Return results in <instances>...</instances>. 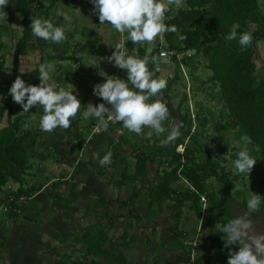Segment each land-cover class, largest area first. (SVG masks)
Segmentation results:
<instances>
[{
    "label": "crops",
    "instance_id": "obj_1",
    "mask_svg": "<svg viewBox=\"0 0 264 264\" xmlns=\"http://www.w3.org/2000/svg\"><path fill=\"white\" fill-rule=\"evenodd\" d=\"M44 1L46 0H41L43 7L42 10L44 9L47 12L39 13L38 11H36L34 13V17L50 19L55 25L63 27L67 35L66 41L61 44H55L50 41L38 39L34 35L31 37L25 36L26 34L23 30V12L21 10L17 11L11 19H8L7 17L8 22L0 23V31L2 29L4 30L5 28H8L12 33L10 34V36H4L3 38H1L0 33V57L2 58L0 59V61H2L3 63V67L0 69V85L10 88L17 76L27 74L30 71L34 70L38 66L41 57L45 56L48 58V65H50L49 70L57 80L58 84L64 87L66 90H71L74 86V94L77 95L81 104L84 106H82L80 113H78V115L71 120V127L69 129L61 130L57 128L51 133L38 131L37 127L39 125V117L43 114V109L41 107H33L30 110L31 112H23V114H21L23 115L25 122L27 121L29 116H37L36 126H30L28 128L32 132V136L31 141L26 149L27 157L32 164V169H29L30 173L28 175L26 174V183L28 187L31 185H35L37 186V188L36 192L27 200L25 204L26 207L15 217V219H13L12 217L0 218V232L2 231V229L5 230V232L0 234V245L2 244V241L7 240V246H0V264H60L62 263L63 258H67L66 263L71 264V262L74 261L73 258H77L78 260L77 255L80 256V254H83L86 250V245L82 242H79L81 234L88 226L94 225L93 222H88L87 224L83 226L81 225V227H79L80 224L76 219L73 218H86L89 217L90 213L94 211V213H96V215L94 214V216L100 217L102 211L106 208V203L103 204V202H106L110 199H113L115 201L126 200L132 195H137V192L138 190H140L141 185L142 189L139 196L135 198V202L136 200H139V202L141 203V207L145 210V212L143 213L145 215H148L149 217L150 211L148 210L150 208H148L147 206L146 199L150 193L149 188L155 185V181L157 179L155 178V171L158 167V163L147 162V173L145 177H141L135 180H125L127 179V175H130L134 172V154L139 151L137 148H141L145 145L146 150L152 149L155 143H161L162 136L156 137L154 135L149 139L145 135H137L134 132H129L123 127L122 123L120 122L117 125L109 124L106 131L96 132V128L98 126L97 119L95 117L89 118L87 120L83 118L84 107H86L89 102H91L93 105L103 102L99 97L93 94V86L98 83H103L105 80V76L102 75L111 76V78H121V74L124 70L118 67H114L110 62L102 60L100 59V57L111 55V52L114 49L107 44L114 46L117 42H123L124 36H122L121 34L118 35L119 33H114L115 30L111 31L113 36H110V30H112L111 25L105 24L101 25L100 27L97 26L96 23L99 22L98 15L93 11V5L91 4V7L88 1L83 2L82 6L85 9H83V11L81 12H76L74 6L68 3L69 0H56L54 3H52V0L51 2L46 1L47 3ZM61 3L64 5V11L71 17L70 22L66 23L62 17L55 16L53 13V10L57 7V5ZM17 13H19L20 17L22 18L18 17ZM205 13H208V11L206 10ZM13 30L21 31L23 33V35L20 36V39H17V36H15L14 34L15 31ZM101 30L102 32L99 33ZM102 33L104 34V36H99V34L101 35ZM21 39H26L25 45L28 46V51L18 56L15 75L14 69H12V65L14 62L16 46ZM258 41L264 42V40L259 39L255 43L259 55V59L255 60L257 69H259L260 66H264V46L262 48L257 47ZM155 45L153 46V48L155 47ZM66 46H69V52L65 48ZM139 48H143V46L132 44L131 41H126V49L130 55L140 58ZM135 49L138 56H136ZM144 50L145 54L143 56L152 57L156 53L155 52L153 54L152 49V51L150 52V56V54H147L146 52V46ZM192 53L193 51L188 50V52H186V55ZM178 55L179 58H181L182 54ZM151 64L152 63L149 64V68L151 71H153L154 78H171L172 72L170 70L162 69L161 71L157 72L154 70V65L152 68ZM180 68L182 69V71H187V68L184 65H180ZM200 69L201 67H199L194 72V74L197 76V78L193 80V85L195 86L204 82V80H200L199 78L200 72L198 71H200ZM187 73L188 71L186 72V74ZM175 76L176 75L172 76L173 79L176 78ZM190 82L192 83V81ZM197 87L201 89L200 85H198ZM188 90L190 93L191 85L188 86ZM195 94H197V92ZM162 95L167 103V106L169 107L170 118L172 122L171 126L173 127L174 125L179 123L178 116L179 113L182 112V110L179 111L180 106H177L175 109L174 106H172L173 104L178 105V102L175 101L172 93H169L165 89ZM1 98L2 96L0 95V105H2ZM170 98H172L173 100L172 104L170 103ZM4 99L5 101H3V104L5 102L11 105L13 107L11 111L13 112L15 102L13 101L12 97L8 96ZM187 100H189V98H187ZM188 105L190 106L191 104ZM18 108L22 110L21 105H19ZM183 110H185L184 107ZM189 112L193 122L195 120V114H193L194 111L189 108ZM175 117L177 118L175 119ZM6 118V112H4L0 117L1 125L6 124ZM201 128L202 127H200V130ZM144 130H146V132L149 131V129L147 128ZM191 130H193V128ZM181 132L183 133L182 129ZM209 132V130L208 132L207 130H203V132L200 133V136L206 134L208 138L210 137ZM135 135L138 136L137 139L135 138ZM141 137L144 138V141L140 140ZM203 142L204 145L207 146L206 143H208V141L203 139ZM179 146L181 145H178V147ZM210 147L212 146H207L208 149ZM114 150H117L116 152L118 158L115 163L109 164L110 167H106V169L108 168V172H110L106 173L105 171H98V174L96 175L97 177L95 178L94 174L90 172V168H88V163L89 165H93V167L97 168V165H100L98 163V160L93 158V154L96 153L98 154L99 158H103V156L107 152L112 153ZM214 150H216V145L214 146ZM216 152V155H214L213 152L210 151L213 156H217L218 151L216 150ZM80 156H84V160L78 159ZM131 158H133V164L129 165L128 160H130ZM225 158L228 159L229 156L225 155ZM227 166L228 169H231V171L233 172L232 168H234V166L232 165L231 161L227 162ZM48 170L50 171V174L47 175ZM111 170L113 171L111 172ZM120 183H122L121 186L119 185ZM262 183L263 184L260 186V193L258 194L260 196L263 195L264 180H262ZM9 187L11 186L6 185L4 188L7 189ZM173 187L178 190H182L176 183L173 184ZM16 188L17 187H12V189ZM50 188L53 191L50 190ZM219 189L222 190L223 186H220ZM125 191L127 193V196L121 198L119 195ZM235 192L237 193L238 197L234 195V192L231 193V197L227 203L229 213L226 212L224 214V216L230 217L228 218L229 221L236 215H239L243 211L247 210V203L239 201V198L242 196L241 192L237 189H235ZM106 193L108 194L107 198L104 197L106 196ZM1 194L2 192H0V195ZM83 199L91 201L97 200L99 201L97 206H100V204L102 203L103 207L99 211H97V206L92 207L87 212L84 209L83 213H80L79 210H74L73 208H71V205H74L76 208L79 207V200L82 201ZM168 204H170L168 210L169 213L167 212L166 217L164 216V213L167 209ZM185 204L186 205L183 207V211L190 210L187 205L189 204V202L185 201ZM157 207L158 203L155 205V209ZM162 207L163 210L157 214L152 209L156 216V218L153 219H162V222L165 221L166 223H168V215L171 214V202H164ZM125 209L126 213H121L120 218H124L127 221L125 224V229L130 228L131 230L133 224L132 226L128 227L127 223L129 219L125 217V215H129L127 213V207ZM107 213L108 216L111 217L109 215V212ZM215 213H218V211ZM254 214H256V212H253L252 216ZM24 215H29L30 224H28V226H32V228H34V226L37 227V225L34 224L38 223L39 227L41 226V224H44L45 226H53L50 227L52 235L50 234V231H45V234L51 240H54L50 247L47 246V248H44V256L46 254H49V259L39 258L37 255L35 256L31 252H28L25 249V245L18 246L17 240L19 239V236L16 226L17 223H19L20 218ZM117 215H119V213H117ZM152 217H154V214L152 215ZM142 219V214H138L137 221H139L140 223ZM109 221L112 222V219L110 218ZM228 222L226 221V224ZM13 225L15 226L13 227ZM66 225L68 226V229H64V226ZM21 226L22 225H20V227ZM107 226L109 225L107 224ZM214 226L215 224L213 223L212 227L214 228ZM22 227L26 228V226ZM22 227L21 229H23ZM175 227L177 228V232L180 233L178 247L176 246L172 248L173 241L169 239L171 237L169 229L164 234L165 236L164 238H162L163 240L161 239V246H165L166 249H161L159 245L160 249L167 255V258H165L166 262L168 260L175 261V259H177V257L186 250L183 245L181 247V234L186 231L184 229L179 230L177 224L175 225ZM154 228L155 227H152V230ZM256 228L258 231H264V225L261 226L260 224H256ZM104 229L107 234V230L105 227ZM125 229H123V231L126 233ZM152 230L149 233L152 234ZM213 230L216 231L215 229ZM205 232V236L203 234L204 240L207 243L205 249H208V251L206 250L204 255L200 254V245L203 241V237H201L198 249L201 262L203 264H227L228 252L217 254L216 257L213 256V253H215L216 251L212 249L214 245L211 247V243L218 237H215L210 242L209 238L211 235L208 234L206 230ZM31 233L32 232H29V236H31ZM127 234L128 236L126 235V243H122V246H119L118 251H121L126 256L128 264H147V257L151 254V252H148V250L145 254V250L147 244H150V239L148 237L145 238L146 241L142 244L136 239V237L134 241H130L129 239H127L130 238V233ZM63 235L69 237V240L74 244V247H71L68 252H58L57 249L55 251L51 247L60 246L65 239ZM27 237L28 234L22 238ZM118 239L120 238L118 237ZM133 242H135L136 244L134 248L132 247ZM113 243L117 244V240ZM128 243H130L131 246H127ZM141 245V248L144 249L143 255L139 251L140 248H138ZM179 246L181 247V249ZM122 247L128 249L129 255H126V251ZM28 248L29 246H27V249ZM182 248L184 249L183 251ZM233 250H236V248H234ZM170 252H172L173 256H171ZM136 253H138L137 256L141 257H137ZM166 262H164L163 264H165Z\"/></svg>",
    "mask_w": 264,
    "mask_h": 264
},
{
    "label": "trees",
    "instance_id": "obj_2",
    "mask_svg": "<svg viewBox=\"0 0 264 264\" xmlns=\"http://www.w3.org/2000/svg\"><path fill=\"white\" fill-rule=\"evenodd\" d=\"M55 1L52 0V3ZM42 8L41 0H9V4L4 10L8 14V19H11L17 11L21 10L23 12L25 36L31 37L33 36V34H30L32 33L31 18L36 11L39 13L47 12ZM206 10L208 13H205ZM173 12L174 14L172 12L167 14L165 23L176 25L179 34L184 35L186 39L180 41L177 39V33H165L162 41L157 40L153 48V54L156 53L155 55L152 54V57L157 58L158 52L162 48L175 50V55L172 54L166 63L173 62L179 68L180 65H184L192 84H194L193 80L197 78L194 72L199 67L204 66L211 70L212 76L210 79L215 85L218 84L219 98L223 101L220 111L226 112L227 115V119L221 125V130L226 134L222 133L216 136V132L220 130L212 127L214 133L210 137L215 141L216 150L219 153L218 156H213L207 146L201 144L198 140L200 133L208 129L206 126L209 118L203 115V111H201L204 108H196L195 118L202 121L201 130L196 131L188 107L184 110V113L180 112L178 116V122L184 126L182 135L168 145L155 143L154 147L149 150H146L145 145L137 148L139 151L134 154V172L127 175L125 180L145 177L147 162H157L158 167L155 171V178L158 179V183L149 188L150 193L146 199L148 208L153 209L157 214L163 210V203L170 201V215L178 222L183 214L185 201H188V208L195 216L200 218L207 214L209 223L213 224L221 218L226 224L224 214L228 212L227 203L232 193V180H238L243 176L234 174L231 169L227 170V162L231 161L234 166V161L237 158L236 154L245 148L231 143L229 139L230 130H234L232 137L241 144H243L241 141L242 136L247 135L250 137L251 143L249 145L256 147L257 162H260V165L264 168V74L257 73L256 75L258 69L255 61L259 59L255 43L259 39L264 40V11L259 6V0H184V6L179 10H175L173 7ZM233 22H239L240 24V28L237 30L238 36L244 32H249L253 37V43L244 50H241L238 39L231 42L224 39ZM25 42L26 39H21L16 46L12 65L15 75L18 56L28 51ZM144 49V47L139 48L140 58L145 54ZM188 50L193 51V53L186 55ZM178 54H182L181 58ZM0 59L2 58L0 57ZM41 63L48 64V58L42 56L34 70L20 76L26 84H39L38 69ZM2 67L3 63L0 61V69ZM151 67L153 68V63ZM175 77V79H178L179 74ZM121 79H127L126 70L122 72ZM8 90L9 88L0 85V95L2 96L0 117L4 112L7 116L6 124H0V169L2 170H0V192H2L0 203L6 202L10 195L14 198L24 196L26 201L23 204L11 203L12 208H19L21 212L26 207L27 200L36 192L37 188L35 185L28 187L26 183V174L28 175L32 169V164L26 154L32 132L29 129L25 130L23 115L15 116L11 111L12 106L5 102L3 104L5 97H11ZM191 91L193 92L192 88ZM183 99H187L185 93ZM197 105L198 102L195 101V107ZM163 123L164 127L170 131L172 128L170 115ZM109 124L113 125V123ZM114 124L117 125L119 122ZM192 128L193 130H191ZM38 131L41 130L38 128ZM14 134H16L15 139H13ZM167 134L165 132L161 139H164ZM178 145L183 147L182 152L177 151ZM116 151L112 152L111 164L115 163L118 158ZM225 155H228L229 158L226 159ZM212 178L223 183V189L219 194L214 191L212 181L208 182ZM9 179L18 184L16 189L4 188ZM178 180H185L190 187L185 190L174 188L173 184ZM119 185L121 186L122 183ZM141 189L142 185L137 195L118 201L122 206L127 207L129 217L136 210L134 207L135 198L139 196ZM201 196L206 199L204 207ZM103 203H106V218L110 219L111 217L107 213L108 207L115 203V200L110 199ZM157 203L158 207L155 209ZM215 210L218 213H215ZM20 212H15L12 209L5 216L15 219ZM112 224L113 222L108 221L109 226ZM127 225L130 227L132 223L128 220ZM169 231L171 234L169 239L173 242L179 241L180 233L177 232V228L171 226ZM125 235L128 236L123 231L119 236L121 240L123 239V244L126 243ZM184 237H189V235L183 232L181 238ZM80 239L86 245V250L79 256L76 263L128 264L126 256L121 251H113L106 245L107 241L113 243L116 240L113 237H107L106 232L101 227L88 226L84 229ZM182 245L183 241L181 240V247ZM211 247L216 252L220 251V248H217L215 244V239L212 241ZM198 249L199 247H197V255L193 262L190 261L188 251L185 250L175 261L168 260L165 261V264H203ZM82 258L86 261L83 262Z\"/></svg>",
    "mask_w": 264,
    "mask_h": 264
},
{
    "label": "clouds",
    "instance_id": "obj_3",
    "mask_svg": "<svg viewBox=\"0 0 264 264\" xmlns=\"http://www.w3.org/2000/svg\"><path fill=\"white\" fill-rule=\"evenodd\" d=\"M90 2L93 11L98 15L99 24L111 25L117 33L124 36L123 42H117L114 46L107 44L114 50L111 55L100 59L126 70L127 79L102 75L105 76V80L93 86V94L103 102L96 105L89 102L84 107L83 118L97 119L96 132L106 131L109 123L120 122L129 132L143 134L149 139L154 135L160 137L167 132L161 144L173 143L182 135L181 129L184 126L177 123L170 131L164 127L163 122L170 115L169 107L162 95L168 82L164 78H154L149 64L156 60L155 57L137 58L130 55L126 49V41H131L135 45L154 46L158 39L161 41L164 39L165 33H177V39L180 41L186 39L184 35L179 34L176 25L165 23L167 14L170 12L174 14L173 7L175 10L182 8L184 0H90ZM8 4L9 0H0V23L8 22V14L4 10ZM53 13L62 17L66 23L71 20L62 3L57 5ZM17 16L20 17V14L17 13ZM30 27L32 34L44 41L61 44L67 39L65 29L55 25L50 19L32 16ZM239 28V22H233L224 39L229 42L238 39L241 50H244L253 43V37L249 32L238 36ZM49 69L50 65L41 63L38 69L39 84H26L17 76L8 91L13 101L21 105L24 113L31 112L33 107H41L43 114L39 117L38 126L41 131L51 133L57 128L69 129L71 120L80 113L84 105L74 94V86L71 90L60 86ZM36 121V115L29 116L23 125L25 130L30 126L35 127ZM146 128L149 131L145 133ZM241 141L245 145L251 143L247 135L242 136ZM236 155L234 174L249 176L257 159L250 155L246 147ZM111 156V152H107L103 158H99L96 153L93 154V158L97 159L101 166L111 164ZM261 203L262 197L254 194L247 200V210L236 215L223 227V233L226 235V239H223L224 247L228 249L227 264H264V232L257 231L252 219V213L260 210ZM199 237L200 235L197 237L198 241ZM232 245L237 246L236 250L230 247ZM192 259L195 260V253Z\"/></svg>",
    "mask_w": 264,
    "mask_h": 264
},
{
    "label": "rangeland",
    "instance_id": "obj_4",
    "mask_svg": "<svg viewBox=\"0 0 264 264\" xmlns=\"http://www.w3.org/2000/svg\"><path fill=\"white\" fill-rule=\"evenodd\" d=\"M46 1L51 2V0H46ZM46 1H44V2H46ZM85 1H88L89 5L92 7L90 0H69L68 3L71 4L72 6H74L76 12H81V11H83V9H85L82 6L83 2H85ZM259 6H260L261 10L264 11V0H259ZM69 11H70V9H69ZM96 24L99 27L101 26L99 24V22H97ZM13 31H15L14 34H15V36H17V39H20V36L23 35V33L21 31H16V30H13ZM111 31H114V29L112 28V30H110V36H113ZM101 32H102V30L99 33H101ZM0 33H1V38H3L4 36H10V34L12 32H10V30L8 28H5L4 30L2 29L0 31ZM114 33H117V32L115 31ZM118 35H120V34H118ZM99 36H104V34L103 33L101 35L99 34ZM145 46H146L147 54H150V52L153 49V45H150V44L143 45L144 48H145ZM263 46H264V42L258 41L257 47L262 48ZM68 47L69 46H66L65 48L69 52ZM135 53H136V56H138L136 49H135ZM150 56H151V54H150ZM143 57H145V56H143ZM162 69L163 70H170L172 72L171 78H166V80L168 82L166 91H168L169 93H172L174 96L173 98L175 99L176 102H178V105L177 104L172 105V106H174V109L177 106H180L179 111L182 110V113H184L183 107L185 109L189 107L194 111L193 114H195L196 108L199 109V108L203 107L204 109H201V111H203V115L208 116V118H209L207 126H206V127H208L207 132H208V130L210 131L209 135H212L214 133L212 127L219 128V130H220L219 132H216V134H215L216 136H219V134H222V133L226 134L224 131L221 130V125L227 119V115H226V112L220 111L223 101L221 100V98H219L220 96L218 94V89H219L218 84L215 85L214 82H212L210 79L212 76L211 70L202 66L200 71H198V72H200L199 73L200 80H204V82L201 84H197L195 86L190 82L189 74L188 73L186 74L187 71H185V70L182 71V69L179 68V66H177L175 63H173V62L166 63L162 66ZM257 73L258 74H260V73L264 74V66H260L256 72V75H257ZM177 74H179V78L177 80L173 79L172 76L177 75ZM189 85H191V88L193 89V92H192L193 95H192L191 91L189 93V90H188ZM198 85H200L201 89L199 87H197ZM196 92H197V94H195ZM184 93L187 94L186 96H187V98H189V100L182 99ZM181 95H182V97H181ZM172 101H173L172 98H170L171 104H172ZM195 101H197L198 104H200V105H197V107H195ZM188 104H191V105L189 106ZM18 107H19V105L14 103V111H13L14 113L13 114L15 116L23 114V111L21 109H19ZM176 118L177 117H175V119ZM201 124H202V121H198L195 118L194 125H195L196 131H198V130L200 131ZM144 132H146V130H144ZM229 134H230L229 139H230L232 144L238 145L241 147H246L247 150L249 151L250 155L257 159L256 147H253L249 144H247V145H245L244 143L241 144L240 142L235 140L232 137V135L234 134V130H230ZM141 135H143V134H141ZM135 138L137 139L138 136L135 135ZM203 139L208 141V143H206V145L207 146L211 145L212 147H210L209 149L211 152H213L214 155H216L217 152H216V150H214L215 141H213L212 138H210V137L207 138L206 134L203 135ZM203 139H202V136H198L199 142L204 145ZM140 140L144 141V138L141 137ZM223 141H225V139H223ZM218 155H219V153L217 154V156ZM78 159L84 160V156L83 157L80 156ZM128 161H129V165L133 164V158H131ZM97 166H98V168L93 167V165H89V163H88V168H90V172L92 174H94L95 178L97 177L96 175L98 174V171H105L106 173L110 172V171L108 172V168L106 169V167H110V165H104V166L97 165ZM227 170H230V169L227 168ZM232 170H233V173H235V168H232ZM253 170H254L253 173L249 174V176H247L245 174L242 177H240V179H238V180H232L231 192H234V195H236L238 197L237 193L235 192V189L239 190L241 192V195H242L241 197L239 196L240 197L239 201H241V202L247 203V200L250 199L253 196V194H259L260 193V186L263 184L262 180H264V168H263V166L260 165V162H256ZM112 171L113 170H111V172ZM48 174H50L49 170L47 172V175ZM229 178H231V177L229 176ZM211 181L213 183L212 187H213L214 191L216 192V194H219L221 192L219 187L223 186V183H221L220 181H217L213 178H212V180L210 179L208 182L210 183ZM157 183H158V179H156L155 185H157ZM176 184H178L179 188L182 190H185L187 187H189V184L183 180H178L176 182ZM6 185L11 186V188L18 186V184L14 183L11 179L8 180ZM50 190H52V189L50 188ZM84 193H85V191H84ZM119 196L121 198L126 197L127 196L126 191L122 192ZM104 197L107 198L108 194L106 193V196H104ZM98 202L99 201H97V200L91 201V200L83 199L82 201L79 200V207L76 208L74 205H71V208H73L74 210H79L80 213H83L84 209L87 212L92 207H96ZM103 204L101 203L100 206H97L98 207L97 211H99L103 207ZM169 206H170V204L167 205V209L164 213V216H166V217H167V212L169 210ZM108 208H109L108 209L109 215L111 216V219L113 222V224L111 226H107L108 221L110 219L106 218V209H104L102 211V213H101L102 217L94 216V214L96 215V213H94L95 212L94 211V212L90 213L89 217H86V218L85 217H77V218H73V219H76L78 221V223L80 224L79 227H81V225L83 226V225L87 224L88 222H93L94 228L99 226L104 231H105V229H104V227H105L107 230V236L113 237L115 240H117V244H115V243L111 244L109 241H107L106 245L110 246L109 248H111L112 250L118 251L119 246H122V243H123V239L122 240L118 239V237L122 233L123 229H125V224L127 222L124 218L123 219L120 218L121 217L120 214L126 213V209H125L126 207L124 205L122 206L118 201H115V203L110 205ZM135 208H136V210L132 212L133 215L131 217L125 215V217H127L129 219V221L133 224V227H131V230H130V228H128V229L126 228L125 231H126V234L130 233V238H127V239H130V241H134L135 237H136V239L140 243L143 244L146 241L145 238L148 237L150 239L149 240L150 244H147V247L145 250V254L148 250H149L148 252H151V254L147 257V260H148L147 264H151V263L152 264H163L165 262V258H167V255L161 249L164 248V250H165L166 248H165V246L163 247V245L161 246V239L164 238V236H165L164 234L169 229V227L175 226L176 224L178 225L179 230L184 229L189 236H193L195 234V230L200 225V228H201L200 241H201V237H203V241L200 245V254L204 255L206 250L208 251V249H205L206 245H207V243L204 240V236L206 234L205 230L207 231L208 234L211 235L209 238L210 242L215 237H218L217 239H215V244H216L217 248H220V251H218L217 253L216 252L213 253L214 257H216L217 254L228 252V249L224 247V240L223 239H226V235L223 233V227L225 226L224 225L225 223L221 220V218H219L215 221V223H214L215 226L213 228L212 224L209 223V220L207 218V214L203 215L202 219L200 220L199 217L195 216L191 210H184L183 214H182V216L178 222H176V220L172 216H170V214H169L168 220H167L168 223H166L165 221L162 222L163 221L162 219H158V218L153 219V218H156V216H155V213L152 209H149V210L147 209L148 211H150L149 217H148V215H145L143 213V212H145V210H144V208L141 207V203L139 202V200H136ZM215 212H217V210ZM117 213H119V215H117ZM140 213L142 214L143 219L139 223V221H137V215ZM153 214H154V217H152ZM102 218H103V220H102ZM228 218H230V217L225 216V220L227 222L229 221ZM29 221H30L29 215H24L23 217L20 218L19 223H17L16 227L18 229V236H19V239L17 240L18 246L25 245V249L28 252H31L35 256L37 255L39 258L49 259V256H50L49 254H46L44 256V253H45L44 248H47V246L50 247V245L53 243L54 240H51L45 234V231L49 232L51 230L50 227H53V226L52 225L51 226H49V225L45 226L44 224H41V226L39 227V225H38L39 223H38V224H34V225H37V227L34 226V228H32V226H28V224H30ZM137 223H139V224H137ZM15 225H13V227ZM20 225L26 226V228H23L21 226L23 228V229H21ZM0 227H1V225H0ZM152 227H155V228L152 230ZM64 229H68V226L67 225L64 226ZM213 229H215L216 231H214ZM87 230H89V229H87ZM90 230H92V229H90ZM151 230H152V234L149 233ZM92 231H94V230H92ZM3 232H5V230L2 229L0 234H2ZM29 232H32L30 234L31 236H29ZM213 232L215 235L213 234ZM27 234H28L27 238H22V237H25ZM50 234L52 235L51 231H50ZM203 234H204V236H203ZM63 236L65 237V239L61 243V245L57 246V247L52 246L51 247L52 249H54L55 251L57 249L58 252H64V251L68 252L71 247H74V244L69 240V237H67L66 235H63ZM107 240H109V239L107 238ZM79 242H81V239H79ZM164 242H165V239H164ZM1 243L2 244L0 246H2V247H5V245L7 246V240L2 241ZM82 243H80V244H82ZM172 243H173L172 248L179 245V241H177V240L172 242ZM169 244H170V242H169ZM159 245H160L161 249H160ZM27 246H29L28 249H27ZM127 246H131V244L128 243ZM135 246H136V244H135V242H133L132 247L134 248ZM141 247H142V245L138 248H140L139 251L143 255L144 249ZM236 247L237 246L232 245L231 248L234 249ZM122 248L126 251V255H129L128 249H126L125 247H122ZM180 249H181V247H180ZM183 250L184 249L182 248V251ZM170 254H171V256H173L172 252H170ZM137 255H138V253H136V256ZM77 256H78V260H79V255H77ZM77 256H75V257H77ZM80 256H81V254H80ZM137 257H141V256H137ZM73 260L74 261H72L71 264H79V263H76L77 258H73ZM75 260H76V262H75ZM82 261L85 262L86 260L82 258ZM66 262H67V258H63L62 263L67 264ZM87 262H89V261H87Z\"/></svg>",
    "mask_w": 264,
    "mask_h": 264
},
{
    "label": "built area",
    "instance_id": "obj_5",
    "mask_svg": "<svg viewBox=\"0 0 264 264\" xmlns=\"http://www.w3.org/2000/svg\"><path fill=\"white\" fill-rule=\"evenodd\" d=\"M175 50H166V49H161L158 52V57L156 58V60L153 62L154 65V70L159 72L162 70V66L164 65V63H166L169 59L170 56L172 54L175 55ZM193 126H194V121H193ZM39 128V126H38ZM40 129V128H39ZM177 150L179 152L183 151V147L179 146L177 148ZM26 201L24 196H20L18 198H14L13 196H8V198L6 199V202H2L0 203V218H5L6 214L10 212V210H14L15 212H20L19 208H12L11 203H16L18 205L23 204ZM201 201L203 203V207L205 206V197L201 196ZM203 216H201L199 219L201 220ZM201 222V221H200ZM201 228L200 225L198 226V228L195 230V234L193 236H189V237H184L182 239L183 241V245L184 247L187 249L188 251V256L191 262H193L194 260L192 259L193 253H195V257L197 255V247L200 243V237H199V241L197 239V237L199 235H201Z\"/></svg>",
    "mask_w": 264,
    "mask_h": 264
},
{
    "label": "flooded vegetation",
    "instance_id": "obj_6",
    "mask_svg": "<svg viewBox=\"0 0 264 264\" xmlns=\"http://www.w3.org/2000/svg\"><path fill=\"white\" fill-rule=\"evenodd\" d=\"M261 197H262V203H263V200H264V189H263V195H261ZM262 203H261L260 210L257 211L256 214H254L253 217H252V219L255 222V225L256 224H260L261 226L264 225V214H261V211H262Z\"/></svg>",
    "mask_w": 264,
    "mask_h": 264
},
{
    "label": "water",
    "instance_id": "obj_7",
    "mask_svg": "<svg viewBox=\"0 0 264 264\" xmlns=\"http://www.w3.org/2000/svg\"><path fill=\"white\" fill-rule=\"evenodd\" d=\"M16 138V134H14V137L13 139ZM1 170V169H0ZM2 171V170H1ZM261 214H264V200H263V203H262V211H261Z\"/></svg>",
    "mask_w": 264,
    "mask_h": 264
}]
</instances>
